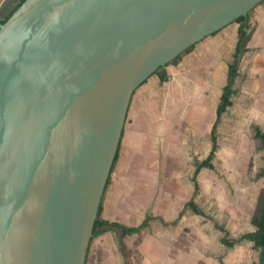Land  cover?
Here are the masks:
<instances>
[{
	"label": "water",
	"instance_id": "95a60500",
	"mask_svg": "<svg viewBox=\"0 0 264 264\" xmlns=\"http://www.w3.org/2000/svg\"><path fill=\"white\" fill-rule=\"evenodd\" d=\"M260 1L24 0L0 21V264H86L134 91Z\"/></svg>",
	"mask_w": 264,
	"mask_h": 264
},
{
	"label": "crops",
	"instance_id": "0c3cea01",
	"mask_svg": "<svg viewBox=\"0 0 264 264\" xmlns=\"http://www.w3.org/2000/svg\"><path fill=\"white\" fill-rule=\"evenodd\" d=\"M19 2L0 0V21ZM243 25L249 39L237 58ZM236 61L231 102L218 116ZM260 133L264 0L134 91L101 216L127 227L148 221L138 232L116 226L92 237L86 264H258L248 235L264 211Z\"/></svg>",
	"mask_w": 264,
	"mask_h": 264
},
{
	"label": "trees",
	"instance_id": "16d2710c",
	"mask_svg": "<svg viewBox=\"0 0 264 264\" xmlns=\"http://www.w3.org/2000/svg\"><path fill=\"white\" fill-rule=\"evenodd\" d=\"M23 1L24 0H20V2L12 9V11L4 19L1 20V22H5L10 17V15L21 5V3ZM245 18H246V16H240L239 18H237V20H243ZM239 32H240V39H239V42L237 45V53H236L237 58H238V54L243 50L247 40L249 39V33L247 31L246 26L243 25L242 27H240ZM194 45L195 44L188 47L186 49V51L191 50L194 47ZM180 56H181V54L176 56L172 60V62L177 61L180 58ZM236 65H237V61L235 63H233V65H231V67H230V78L231 79H230V82L228 83V85L225 87L224 92L222 94L221 102H220V105L218 107V116H220V114L226 109V107L231 102V100H230V96L232 94V83L231 82H232L233 76L235 75ZM163 68H164V66L160 67L157 71H160ZM162 76H163V78L166 77V73L164 72L162 74ZM260 136L264 139V134L260 133ZM252 220H253V223L257 226V229H256V231L250 233L248 236L251 235V237L255 239L256 245L258 247H260L264 242V211L260 214L254 215ZM147 221H145L144 223H142L139 226L127 227V226L121 225L117 222L106 220L101 216V205H100L98 217L95 221L94 228H93V237L98 236V235L104 233L105 231L109 230L110 228L116 227V226L122 227L123 232H125V233L138 232L142 229V227H144L146 225Z\"/></svg>",
	"mask_w": 264,
	"mask_h": 264
}]
</instances>
